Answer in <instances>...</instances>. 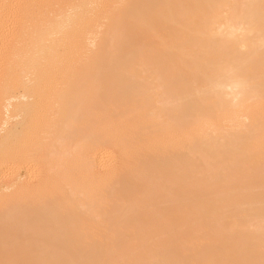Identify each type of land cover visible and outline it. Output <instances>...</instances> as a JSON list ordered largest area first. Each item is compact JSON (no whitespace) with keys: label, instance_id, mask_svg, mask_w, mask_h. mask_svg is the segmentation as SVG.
<instances>
[{"label":"bare ground","instance_id":"obj_1","mask_svg":"<svg viewBox=\"0 0 264 264\" xmlns=\"http://www.w3.org/2000/svg\"><path fill=\"white\" fill-rule=\"evenodd\" d=\"M0 264H264V0H0Z\"/></svg>","mask_w":264,"mask_h":264},{"label":"rangeland","instance_id":"obj_2","mask_svg":"<svg viewBox=\"0 0 264 264\" xmlns=\"http://www.w3.org/2000/svg\"><path fill=\"white\" fill-rule=\"evenodd\" d=\"M84 67H86V68H87L88 66H84ZM85 70H86V69H85ZM7 182H8V181H7Z\"/></svg>","mask_w":264,"mask_h":264}]
</instances>
